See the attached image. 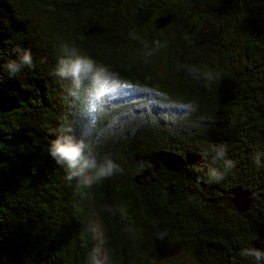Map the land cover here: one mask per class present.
<instances>
[{
    "label": "trees",
    "instance_id": "1",
    "mask_svg": "<svg viewBox=\"0 0 264 264\" xmlns=\"http://www.w3.org/2000/svg\"><path fill=\"white\" fill-rule=\"evenodd\" d=\"M63 44L127 82L88 142V82L56 74ZM17 49L33 63L12 75ZM60 133L121 171L69 181L48 152ZM90 214L106 264L167 248L166 264H256L240 252L264 249V0H0V264H90Z\"/></svg>",
    "mask_w": 264,
    "mask_h": 264
},
{
    "label": "clouds",
    "instance_id": "2",
    "mask_svg": "<svg viewBox=\"0 0 264 264\" xmlns=\"http://www.w3.org/2000/svg\"><path fill=\"white\" fill-rule=\"evenodd\" d=\"M63 55L58 59L55 69L56 74L61 78L70 80L72 87L79 90L84 82H88L87 93L89 96V124L94 123L100 113L105 110L106 102L109 98H117L126 91L127 82L118 73L112 71L107 66L98 63L88 55L82 54L75 45H61ZM18 60H10L7 63V70L10 74L19 73L24 66H32V57L29 51H21ZM207 80L211 81L214 76L211 72L201 73ZM189 110H194L195 106L187 105ZM118 120V117L115 118ZM87 145L83 139H77L72 135L63 133L56 134L51 141L48 152L58 165L65 168L67 179H75L78 184L91 186L106 178L111 177L115 172L121 171L119 165L110 157L105 156L98 159L97 154L91 149L85 152ZM215 153L213 160H224L226 167H232L233 162L225 159L226 147L219 146L213 148ZM260 163L259 156L256 158ZM209 178L219 181L224 173L218 168L210 167ZM243 256H251L256 264H264V249L256 247H245L240 252ZM90 264H106V257L102 256L100 250L93 248L90 253Z\"/></svg>",
    "mask_w": 264,
    "mask_h": 264
},
{
    "label": "rangeland",
    "instance_id": "3",
    "mask_svg": "<svg viewBox=\"0 0 264 264\" xmlns=\"http://www.w3.org/2000/svg\"><path fill=\"white\" fill-rule=\"evenodd\" d=\"M173 100L174 101H178L179 100L177 95H174V99ZM93 127L94 126H91L89 124V120L87 121V123L84 126V136H85L87 142L91 140V136H92V133H93ZM89 224H90L91 229L94 232V240H93L94 248L99 249L101 255L105 257V254H104V252L102 250V235H101L100 225L97 222L96 217H95L94 214H90L89 215ZM174 252H175L174 248L165 249L163 251V253H162V256H161L160 261H159L158 264H166V261H167L168 257L172 256V254Z\"/></svg>",
    "mask_w": 264,
    "mask_h": 264
},
{
    "label": "water",
    "instance_id": "4",
    "mask_svg": "<svg viewBox=\"0 0 264 264\" xmlns=\"http://www.w3.org/2000/svg\"><path fill=\"white\" fill-rule=\"evenodd\" d=\"M230 196V202L236 211L244 213L249 210L252 197L248 192L242 189H234L231 191Z\"/></svg>",
    "mask_w": 264,
    "mask_h": 264
}]
</instances>
